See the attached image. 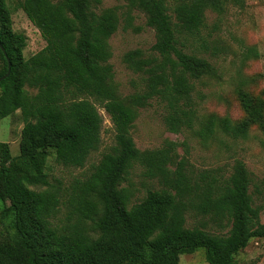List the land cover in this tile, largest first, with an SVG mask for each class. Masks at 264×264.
<instances>
[{"label":"trees","instance_id":"16d2710c","mask_svg":"<svg viewBox=\"0 0 264 264\" xmlns=\"http://www.w3.org/2000/svg\"><path fill=\"white\" fill-rule=\"evenodd\" d=\"M264 2V0H262ZM100 0H17L39 31L45 46L23 57L25 38L12 31L11 10L0 0V119L19 111L23 126L18 154L0 165V201L10 231L0 237V264H179L180 256L203 252L206 264H236L251 239H264L260 206L249 193V173L235 162L226 178L186 171L176 144L139 151L130 129L140 108L152 98L165 101L164 124L172 133L191 128L195 118L194 81L214 77L205 59L184 53L181 37L195 35L204 13L224 11L244 0H177L168 14L166 0H125L145 15L153 29L156 56L140 50L125 55L141 71L145 89L122 97L113 81L108 39L118 26L114 9L94 11ZM242 121L210 116L199 135L207 138L216 125L230 135H244L257 125L264 131V102L240 89ZM109 116L114 144L92 173L72 188L69 205L75 221L57 220L60 196L51 187L45 164L49 153L64 167H83L101 144L102 117ZM134 163L157 181L137 203L122 186ZM225 221L226 235L185 227L190 211Z\"/></svg>","mask_w":264,"mask_h":264},{"label":"rangeland","instance_id":"374dc122","mask_svg":"<svg viewBox=\"0 0 264 264\" xmlns=\"http://www.w3.org/2000/svg\"><path fill=\"white\" fill-rule=\"evenodd\" d=\"M11 10L12 31L25 38L23 57L28 58L45 46L39 31L30 23L22 10L16 8L17 0H6ZM177 0H166L168 14L172 12ZM95 12L114 9L118 26L108 39L110 49L109 64L112 67L113 81L122 97L141 93L145 89L146 74L128 66L125 55L140 50L142 58H150L155 42L154 31L146 25L145 15L130 8L125 0H100L92 3ZM181 50L208 61L216 71L214 77L194 81L191 100L195 118L192 127L182 128L178 133L170 132L164 124L167 107L165 101L152 98L147 106L140 108L130 129L131 138L139 151L161 148L166 142L176 144L175 150L186 160V171L196 177L201 173L226 178L235 162H241L249 173L251 184L249 193L254 204L260 206L259 220L264 224V131L251 125L242 135H230L216 125L207 138L199 135L210 116L226 118L231 124L245 117L237 99L242 89L250 96L264 102V2L244 0L241 6L228 4L224 11L216 13L206 10L204 21L195 35L184 34ZM102 117L101 144L92 152L83 167H64L49 153L45 172L51 187L58 190L60 204L57 220L66 223L75 221L70 214L72 207L69 198L72 188L88 177L103 154L114 144V131L109 116L95 104ZM264 115V111L262 113ZM23 122L19 111L0 119V165L5 166L18 154L20 132ZM144 168L134 163L126 175L122 186L131 193L130 203L139 202L147 190L159 189L155 179L144 174ZM0 201V237L10 231L4 206ZM201 227L217 235H226L225 221L217 224L209 215L190 211L185 217V227ZM179 264H206L203 252L182 255ZM236 264H264V239H251L248 245L236 256Z\"/></svg>","mask_w":264,"mask_h":264},{"label":"water","instance_id":"95a60500","mask_svg":"<svg viewBox=\"0 0 264 264\" xmlns=\"http://www.w3.org/2000/svg\"><path fill=\"white\" fill-rule=\"evenodd\" d=\"M0 49L4 53V49L1 47V45H0ZM9 70H10V64L8 62L6 74L4 76L0 77V81L3 80V79H5L8 76Z\"/></svg>","mask_w":264,"mask_h":264}]
</instances>
